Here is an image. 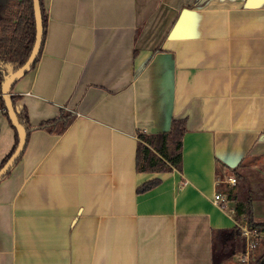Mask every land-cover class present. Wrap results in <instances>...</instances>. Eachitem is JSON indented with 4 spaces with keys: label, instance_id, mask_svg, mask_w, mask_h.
Instances as JSON below:
<instances>
[{
    "label": "crops",
    "instance_id": "obj_1",
    "mask_svg": "<svg viewBox=\"0 0 264 264\" xmlns=\"http://www.w3.org/2000/svg\"><path fill=\"white\" fill-rule=\"evenodd\" d=\"M43 2L42 52L11 92L32 125L75 116L32 130L0 180V264H240L235 202L214 194L231 170L264 168V0ZM1 107L0 162L14 142ZM173 118L181 167L136 171V130ZM252 195L264 221V181Z\"/></svg>",
    "mask_w": 264,
    "mask_h": 264
},
{
    "label": "trees",
    "instance_id": "obj_2",
    "mask_svg": "<svg viewBox=\"0 0 264 264\" xmlns=\"http://www.w3.org/2000/svg\"><path fill=\"white\" fill-rule=\"evenodd\" d=\"M39 7L42 19V38L39 45L36 57L31 64L30 69L36 65L46 35L47 29V12L45 10L43 0H39ZM36 36L35 13L33 7V0H0V94L3 85L10 72L18 70L28 59L31 54ZM12 87L9 89V99L14 108L16 119L25 133V144L20 151L18 157L13 162L11 167L0 178H4L9 174L12 167L21 158L28 136L34 129H47L50 132H63L72 122L75 113L65 107H60L56 116L40 121L37 125H32L29 121L28 112L25 107L17 110L15 103L18 95L12 94ZM1 106L5 108L6 114L11 126L14 129V142L8 153L0 162V169L4 166L7 160L17 149L20 143V135L17 129L12 124L8 115L5 100L0 96ZM186 121L184 118H173L170 129L167 131L148 133L143 130H136V150H135V169L138 172H163L179 169L182 161V137L185 131ZM232 174L235 175L236 185L224 188L225 197L227 200L235 202V218L240 219L244 216L250 228L259 231H264V221H256L253 216V195L250 190L245 194H239V185L243 184L246 176L243 172L233 169ZM159 178L148 180L138 187V192L148 190L159 183ZM238 189V190H237ZM229 230L220 229L217 233V239L214 243V248L217 242L224 240V236ZM230 233L237 239H240L241 245L245 246L244 237L238 225L230 230ZM222 238V240H221ZM239 242V243H240ZM214 260L220 259V256L213 252ZM217 257H216V256ZM224 255V254H223ZM222 255V256H223ZM253 259V253L251 255ZM257 264H264V238H262L258 245V251L255 252L254 260Z\"/></svg>",
    "mask_w": 264,
    "mask_h": 264
},
{
    "label": "water",
    "instance_id": "obj_3",
    "mask_svg": "<svg viewBox=\"0 0 264 264\" xmlns=\"http://www.w3.org/2000/svg\"><path fill=\"white\" fill-rule=\"evenodd\" d=\"M33 7H34V13H35L36 36H35V42H34L31 54L28 57L27 61L18 70H16L15 72L9 73L3 85V88H2L3 98L5 100L8 115L12 121V124L19 132L20 143L17 149L15 150V152L11 155V157L7 160L4 166L0 169V178L11 167V165L16 160V158L18 157L20 151L23 149L24 144H25V133H24L23 128L20 126V124L18 123L16 119L14 108L9 99V89L19 77H21L23 74H25L28 71L39 49V45H40L41 38H42V19H41L40 7H39V0H33ZM259 139H264V133L260 134Z\"/></svg>",
    "mask_w": 264,
    "mask_h": 264
},
{
    "label": "built area",
    "instance_id": "obj_4",
    "mask_svg": "<svg viewBox=\"0 0 264 264\" xmlns=\"http://www.w3.org/2000/svg\"><path fill=\"white\" fill-rule=\"evenodd\" d=\"M1 110H5L4 107ZM228 183L234 184L236 182V178L234 176H228ZM227 201L226 197L220 193L214 194V202L218 203L220 207H225V202ZM233 214L235 213V209H232ZM236 225L239 226L241 235L244 237L245 246L244 250L240 254V264H250L251 253L254 249L257 248L259 242L262 238H264V231H259L256 229H252L248 226L247 220L244 216H241Z\"/></svg>",
    "mask_w": 264,
    "mask_h": 264
},
{
    "label": "rangeland",
    "instance_id": "obj_5",
    "mask_svg": "<svg viewBox=\"0 0 264 264\" xmlns=\"http://www.w3.org/2000/svg\"><path fill=\"white\" fill-rule=\"evenodd\" d=\"M256 164H257V162H254L252 164L253 166L251 165L250 167L243 169L246 172V174H245L246 180L243 182V184L241 182V184L239 185L240 187H239L238 192L240 195L245 194L246 191H248V190H250V192L252 193L256 189H259V190L261 189L262 183L264 181V168H260V167H258V164L257 165ZM258 172H259V176H257ZM225 180H227V178ZM228 184H230V183H228ZM237 184L235 182L234 184H231V185H236V187H237Z\"/></svg>",
    "mask_w": 264,
    "mask_h": 264
}]
</instances>
